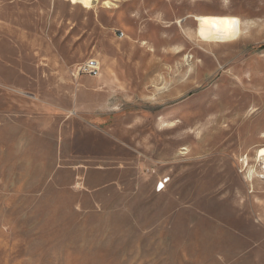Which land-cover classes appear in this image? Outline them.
Masks as SVG:
<instances>
[{"label":"rangeland","instance_id":"374dc122","mask_svg":"<svg viewBox=\"0 0 264 264\" xmlns=\"http://www.w3.org/2000/svg\"><path fill=\"white\" fill-rule=\"evenodd\" d=\"M263 134L264 0H0V264H264Z\"/></svg>","mask_w":264,"mask_h":264},{"label":"bare ground","instance_id":"6f19581e","mask_svg":"<svg viewBox=\"0 0 264 264\" xmlns=\"http://www.w3.org/2000/svg\"><path fill=\"white\" fill-rule=\"evenodd\" d=\"M194 19L197 21L198 35L207 43L233 42L239 39L248 27V24L240 17L227 12L198 14L194 16ZM99 64H101L100 61ZM261 137H264V134ZM255 156L264 161V147L257 149Z\"/></svg>","mask_w":264,"mask_h":264},{"label":"built area","instance_id":"2783aa9c","mask_svg":"<svg viewBox=\"0 0 264 264\" xmlns=\"http://www.w3.org/2000/svg\"><path fill=\"white\" fill-rule=\"evenodd\" d=\"M99 70H100L99 62L96 59L90 58L78 66L76 73L77 75L87 74L89 76L96 77L99 73ZM166 182L167 179H164L163 181H159L156 184L155 190L157 192L163 190Z\"/></svg>","mask_w":264,"mask_h":264}]
</instances>
